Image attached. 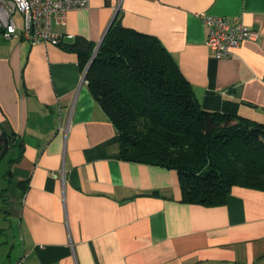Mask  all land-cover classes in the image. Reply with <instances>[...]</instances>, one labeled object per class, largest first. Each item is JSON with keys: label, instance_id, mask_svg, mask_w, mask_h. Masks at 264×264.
Wrapping results in <instances>:
<instances>
[{"label": "crops", "instance_id": "1", "mask_svg": "<svg viewBox=\"0 0 264 264\" xmlns=\"http://www.w3.org/2000/svg\"><path fill=\"white\" fill-rule=\"evenodd\" d=\"M116 10L161 41L204 109L264 121V0H89L52 25L72 34L58 45L0 34V138H11L0 264L21 252L23 264H264V190L234 185L222 205L189 203L176 170L119 157L71 47L96 45ZM201 13L239 18L257 37L215 58Z\"/></svg>", "mask_w": 264, "mask_h": 264}, {"label": "trees", "instance_id": "2", "mask_svg": "<svg viewBox=\"0 0 264 264\" xmlns=\"http://www.w3.org/2000/svg\"><path fill=\"white\" fill-rule=\"evenodd\" d=\"M94 46L71 45L81 69ZM85 78L118 133L119 157L176 170L183 201L217 206L234 185L264 190V121L204 109L155 35L116 16ZM10 139L0 138V155Z\"/></svg>", "mask_w": 264, "mask_h": 264}, {"label": "built area", "instance_id": "3", "mask_svg": "<svg viewBox=\"0 0 264 264\" xmlns=\"http://www.w3.org/2000/svg\"><path fill=\"white\" fill-rule=\"evenodd\" d=\"M88 3L89 0H0V34L5 39H26L30 44L48 42L58 45L63 37L71 38L72 34L57 33L52 25L65 24L70 10L85 8ZM14 12L21 14L22 26L15 23ZM199 18L206 26L205 44L218 59L230 57L244 40L257 37V32L239 18L233 20L204 13ZM82 81L87 83L84 70ZM23 259L21 252L13 264H23Z\"/></svg>", "mask_w": 264, "mask_h": 264}, {"label": "water", "instance_id": "4", "mask_svg": "<svg viewBox=\"0 0 264 264\" xmlns=\"http://www.w3.org/2000/svg\"><path fill=\"white\" fill-rule=\"evenodd\" d=\"M116 13H117V10L115 11L114 16L112 17V20H111L109 26L111 25V23H112V21H113L115 15H116ZM109 26H108V28H109ZM108 28H107V29H108ZM106 32H107V30L104 32V34H103L102 38L99 40V42L94 46L93 52H92V54H91V57H90L89 61L87 62L86 66H85V69H84L85 74H86L87 70L89 69V67H90V65H91V63H92L93 58H94V56H95V54H96V52H97L99 46L101 45L102 40H103V38H104Z\"/></svg>", "mask_w": 264, "mask_h": 264}]
</instances>
